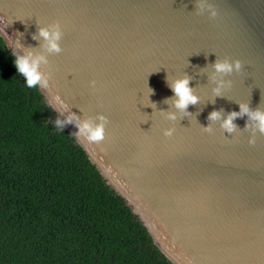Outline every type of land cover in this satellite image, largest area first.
Masks as SVG:
<instances>
[{"label": "water", "instance_id": "water-1", "mask_svg": "<svg viewBox=\"0 0 264 264\" xmlns=\"http://www.w3.org/2000/svg\"><path fill=\"white\" fill-rule=\"evenodd\" d=\"M200 2L197 15V0H0V35L45 56L61 121L108 117L101 144L79 143L171 261L264 264V134L243 114L222 127L241 105L264 111V0ZM57 21L63 51L48 53L38 29ZM225 59L242 70L216 73ZM185 76L199 103L182 113L169 85Z\"/></svg>", "mask_w": 264, "mask_h": 264}, {"label": "trees", "instance_id": "trees-1", "mask_svg": "<svg viewBox=\"0 0 264 264\" xmlns=\"http://www.w3.org/2000/svg\"><path fill=\"white\" fill-rule=\"evenodd\" d=\"M0 35V264H175Z\"/></svg>", "mask_w": 264, "mask_h": 264}, {"label": "clouds", "instance_id": "clouds-1", "mask_svg": "<svg viewBox=\"0 0 264 264\" xmlns=\"http://www.w3.org/2000/svg\"><path fill=\"white\" fill-rule=\"evenodd\" d=\"M197 15L200 14V10L203 8V3L200 0H197ZM209 16L210 18H215L217 16V10L212 5H208ZM38 33L40 37H43L45 44L42 45L48 53L60 54L63 49L60 46V40L62 37V29L61 24L57 21L50 25L47 28H39ZM35 38V37H34ZM12 55L14 56V65L17 69V72L24 77V82L26 83L28 88H35L39 86V88L46 93V89L49 87V77L42 73L39 68L41 63H47L45 56L43 55H33L31 51H29L26 55L20 54L17 51H13ZM243 63L241 60H228L225 59L223 61L217 60L213 64V68L216 73H225L230 74L233 71L240 72L242 70ZM96 81H90V86L95 87ZM221 87L223 86V82H221ZM172 92L174 93L173 105L176 109H178L182 113H186L190 105H196L199 103V97L194 94L193 89L190 87V78L185 76L183 78H179L175 80L173 83L169 85ZM217 95H219V88L216 90ZM49 108H52L54 112L57 113V119L55 121V125L57 128L62 129L64 124H71L75 121V126L78 131L73 135L79 141L78 137L83 136L88 143L90 144H101L105 138V130L106 126L109 123L108 117L103 114H97L96 120L87 119L81 121L75 113H70L65 120L61 121L59 119V112L57 110L56 104L53 102L51 98H49ZM241 114L248 116L249 120L255 122V128L261 134H264V111H261L259 108L251 109L248 105L240 106V113L232 112L229 113L226 118L223 120L222 127L226 131V133H233L237 126L234 124V120L238 118ZM220 112L213 111L209 114L208 119L216 120L220 118ZM176 115L174 113L167 114V119L176 120ZM247 123L245 127H247ZM205 132H209V127H203ZM175 132L174 128L165 129L163 135L165 137H172ZM250 145H255L256 139L255 137H250L248 140Z\"/></svg>", "mask_w": 264, "mask_h": 264}]
</instances>
